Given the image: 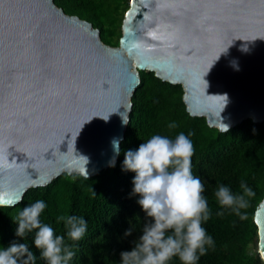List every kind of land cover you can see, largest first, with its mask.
I'll return each mask as SVG.
<instances>
[{
  "label": "water",
  "instance_id": "obj_1",
  "mask_svg": "<svg viewBox=\"0 0 264 264\" xmlns=\"http://www.w3.org/2000/svg\"><path fill=\"white\" fill-rule=\"evenodd\" d=\"M141 69L219 130L263 121L264 0H129L116 45L54 0H0V197L116 161ZM253 220L264 258V195Z\"/></svg>",
  "mask_w": 264,
  "mask_h": 264
},
{
  "label": "trees",
  "instance_id": "obj_2",
  "mask_svg": "<svg viewBox=\"0 0 264 264\" xmlns=\"http://www.w3.org/2000/svg\"><path fill=\"white\" fill-rule=\"evenodd\" d=\"M70 14L89 20L99 29L100 38L111 45L118 43L123 13L129 0H54ZM140 82L131 96V110L120 141V153L114 166H107L91 176L63 171L45 185L25 190L22 201L15 207H0V247L28 243L35 254V264H47L35 248V230L25 238L17 236L18 213L37 200L47 207L41 214L43 223L53 227L55 234L65 236L75 255L67 264H121V253L131 251L142 234L143 225L150 218L138 203L139 194H133L136 173L126 170L123 161L127 150L136 151L141 143L154 135L172 140L180 133L189 137L194 145L192 172L205 186L211 215L204 223L212 236L214 246L201 256L197 264H264L249 242L256 234L254 211L264 195V120L254 122L246 118L219 130L207 124L204 116L190 115L182 100V86L154 74L152 70H139ZM174 125V126H173ZM245 182L255 196L246 197L249 207L242 209L246 219L216 201L218 186L230 187L234 193L242 192ZM223 212V215H217ZM82 217L87 231L79 241L67 238V229L61 217ZM131 229L130 235H125ZM170 264H181L173 258Z\"/></svg>",
  "mask_w": 264,
  "mask_h": 264
},
{
  "label": "clouds",
  "instance_id": "obj_3",
  "mask_svg": "<svg viewBox=\"0 0 264 264\" xmlns=\"http://www.w3.org/2000/svg\"><path fill=\"white\" fill-rule=\"evenodd\" d=\"M123 122L127 123L126 120ZM223 131H228L227 126ZM191 135L180 133L174 140L154 135L141 143L138 150L125 152L124 168L136 173L133 194L140 195L138 203L150 219L143 225L134 248L121 253V264H170L173 258H178L181 264H197L214 246L212 236L203 226L210 218L211 209L204 195V183L192 172L194 145L189 138ZM111 143L114 153L119 155V140L114 138ZM114 165L113 157L110 166ZM240 188L242 192L234 193L230 187L220 185L214 196L222 208L243 220L246 213L241 210L249 207L246 197L255 196V192L243 181ZM21 201L22 196L0 197V207H15ZM46 207L43 200L24 207L18 213L16 234L25 238L27 233L35 230V248L47 264H67L75 253L66 243L65 236L55 234L53 227L40 219ZM217 215H223V212ZM61 219L69 240L79 241L85 235L87 221L84 218L71 215ZM131 231L129 229L125 235H130ZM35 260V254L26 242L0 247V264H35Z\"/></svg>",
  "mask_w": 264,
  "mask_h": 264
},
{
  "label": "rangeland",
  "instance_id": "obj_4",
  "mask_svg": "<svg viewBox=\"0 0 264 264\" xmlns=\"http://www.w3.org/2000/svg\"><path fill=\"white\" fill-rule=\"evenodd\" d=\"M125 13V12H124ZM123 13V15H124ZM249 247L251 248V250H254L255 252L258 253L259 257L262 259L261 255H260V250H259V246H258V234L256 231V234H254L249 242ZM263 260V259H262ZM264 261V260H263ZM264 263V262H263Z\"/></svg>",
  "mask_w": 264,
  "mask_h": 264
},
{
  "label": "bare ground",
  "instance_id": "obj_5",
  "mask_svg": "<svg viewBox=\"0 0 264 264\" xmlns=\"http://www.w3.org/2000/svg\"><path fill=\"white\" fill-rule=\"evenodd\" d=\"M262 258H263V256H262ZM264 259V258H263Z\"/></svg>",
  "mask_w": 264,
  "mask_h": 264
}]
</instances>
